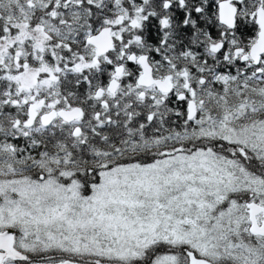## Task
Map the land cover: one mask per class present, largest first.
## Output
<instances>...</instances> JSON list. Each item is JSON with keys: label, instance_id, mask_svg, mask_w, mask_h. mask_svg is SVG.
I'll return each instance as SVG.
<instances>
[{"label": "snow or ice", "instance_id": "obj_1", "mask_svg": "<svg viewBox=\"0 0 264 264\" xmlns=\"http://www.w3.org/2000/svg\"><path fill=\"white\" fill-rule=\"evenodd\" d=\"M0 264H264V0H0Z\"/></svg>", "mask_w": 264, "mask_h": 264}]
</instances>
